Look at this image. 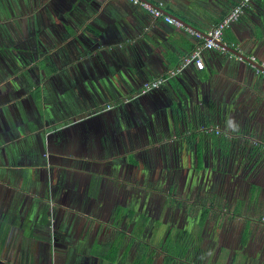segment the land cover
I'll list each match as a JSON object with an SVG mask.
<instances>
[{"label":"crops","instance_id":"0c3cea01","mask_svg":"<svg viewBox=\"0 0 264 264\" xmlns=\"http://www.w3.org/2000/svg\"><path fill=\"white\" fill-rule=\"evenodd\" d=\"M148 1L206 35L239 0ZM0 2V264H264V0L176 76L202 39L128 0Z\"/></svg>","mask_w":264,"mask_h":264},{"label":"built area","instance_id":"2783aa9c","mask_svg":"<svg viewBox=\"0 0 264 264\" xmlns=\"http://www.w3.org/2000/svg\"><path fill=\"white\" fill-rule=\"evenodd\" d=\"M134 5L139 6L142 9L149 11L154 17L161 18L165 22L173 24L177 27H182L188 31V33L192 34L194 37L198 39H202V43L198 45L196 48L191 50L188 54H186L178 67L170 72L171 76H176L183 69L193 66L197 70H201L204 68V60L202 57L203 49H219L225 51V47L221 45V41L223 38L224 31L227 27L232 25L234 22L238 21L239 18L243 15L246 8L250 6L252 0H239L231 9L208 31L206 35H202L201 33L184 26L180 21L174 19L171 15L165 13L160 7L154 6L151 3L145 0H128ZM254 67V66H253ZM255 72L261 73L264 77V71L254 67ZM164 81L163 78H158L150 81H144L142 86L137 94H145L150 90L158 88L161 83ZM130 97L134 99L136 95ZM261 222L264 224V216L260 218Z\"/></svg>","mask_w":264,"mask_h":264},{"label":"flooded vegetation","instance_id":"af4514ba","mask_svg":"<svg viewBox=\"0 0 264 264\" xmlns=\"http://www.w3.org/2000/svg\"><path fill=\"white\" fill-rule=\"evenodd\" d=\"M5 4H6L5 2H4V4L0 2V10L8 11L11 9L9 6H7ZM6 27L7 26H5V25H0V76L19 74V72H20L19 67L20 66L18 65V60L24 59V57L26 59L30 58L31 57V49L33 47V42H31L30 40L28 41L26 39H25L26 45H21L22 43H21L20 38L25 37L26 35L28 36L30 34L29 31L19 32V31L13 30L11 26H10L11 28H9V29H8L9 26L7 28ZM17 42L18 43L20 42L19 45L24 48V50H23L24 57H23V53H19L18 48L20 46L17 44ZM6 48H9L10 50H12L11 53L6 52L4 50ZM12 120L13 119H11V116H10V121L15 123V121H12ZM5 122L6 121H4V120L2 121L0 119V128L1 129L5 128ZM6 123L10 124L8 121ZM2 134H4V133L2 132ZM37 151H38V154H40L39 150H37ZM21 154H20V156H15V154L11 151L6 152L5 150H0V157L2 159H5V160L1 159L0 162L20 163L21 158H23V156H24V154H22V155ZM26 158L27 157H25L24 159H26Z\"/></svg>","mask_w":264,"mask_h":264},{"label":"rangeland","instance_id":"374dc122","mask_svg":"<svg viewBox=\"0 0 264 264\" xmlns=\"http://www.w3.org/2000/svg\"><path fill=\"white\" fill-rule=\"evenodd\" d=\"M2 41V40H1ZM6 52H10L11 53V51L12 50H10L9 48H6V49H4ZM7 53V54H8ZM37 53V52H36ZM26 62V61H25ZM18 65L20 66V64L18 63ZM25 67H26V69L28 70L29 68H31V64L29 65V63H28V65H26L25 64ZM34 67H38V69H40V71L42 70H44V69H46L45 70V73H44V76L46 75V74H48L49 72H50V70L49 69H47V66H46V62H43L42 60L40 61V63H38L37 64V59H35V66ZM51 67H53V66H51ZM26 70V71H27ZM30 70V69H29ZM28 70V71H29ZM6 76H4V75H2V76H0V82L1 81H3V79L5 78ZM38 93H40L39 92V89H38ZM38 93L36 94V90H33V95H38ZM44 96V95H43ZM43 96L40 94V95H38V96H35V98L37 97V104L39 105V108H41L42 106H41V104H42V101L43 100H41V99H43ZM45 158H47V156L45 157Z\"/></svg>","mask_w":264,"mask_h":264},{"label":"water","instance_id":"95a60500","mask_svg":"<svg viewBox=\"0 0 264 264\" xmlns=\"http://www.w3.org/2000/svg\"><path fill=\"white\" fill-rule=\"evenodd\" d=\"M145 1H147V2H149L148 0H145ZM150 3V2H149ZM194 11V10H193ZM167 13V12H166ZM191 14H195V12H190ZM174 19H176V20H179V21H182L183 23H185V21L183 20V18L182 19H180V18H177V17H174ZM187 24V23H186ZM256 66V65H255Z\"/></svg>","mask_w":264,"mask_h":264}]
</instances>
